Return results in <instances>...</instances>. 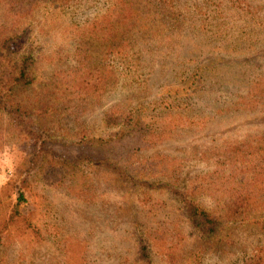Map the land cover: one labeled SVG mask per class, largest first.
<instances>
[{
  "label": "rangeland",
  "instance_id": "374dc122",
  "mask_svg": "<svg viewBox=\"0 0 264 264\" xmlns=\"http://www.w3.org/2000/svg\"><path fill=\"white\" fill-rule=\"evenodd\" d=\"M123 2L152 16L145 30L87 35ZM13 11L22 38L2 65L25 57L35 81L0 110V264H137L142 239L161 253L152 264H246L264 248V0H23ZM115 31L131 40L124 60L95 55ZM128 116L146 128H125ZM35 132L64 169L22 183ZM95 139L112 141L135 183L93 162ZM234 194L236 222L212 238L187 220L185 198L224 213Z\"/></svg>",
  "mask_w": 264,
  "mask_h": 264
},
{
  "label": "trees",
  "instance_id": "16d2710c",
  "mask_svg": "<svg viewBox=\"0 0 264 264\" xmlns=\"http://www.w3.org/2000/svg\"><path fill=\"white\" fill-rule=\"evenodd\" d=\"M23 0H0V21L2 24L0 25V110H2V106L7 103L8 94L16 87H26L30 86L34 83L35 78L33 76L32 70L25 64V57L20 63L13 64L10 70L4 67V61L6 57H11L17 53L16 46L17 40L22 38L21 32L18 29L12 27L11 18H17L20 15L19 12L13 11L16 5L21 3ZM128 3L125 2L117 4L114 9H111L109 13L103 16L100 20L94 23L95 26L90 27L91 32L87 35H95L99 33V30H103L104 28L111 27H119L120 29H125L124 31L131 32H141V29H146L148 27V22L150 23V18L146 13H142L133 11L131 8H128ZM166 15L163 13L156 17L155 22L158 27H163L164 20ZM144 25H147L146 27ZM144 27V28H143ZM153 29V28H152ZM131 41V40H130ZM126 38L120 37L115 33H112L111 36L105 40L104 43L101 44V49L94 51L95 55L104 56V57H114V59L122 58L126 55V45L128 43ZM83 50L85 53H90L93 48L91 44H82ZM14 120L15 125L17 127L22 126V122L19 118L15 117L14 114L7 113ZM122 125L125 128H142L143 123L141 120H137L136 117L128 116L126 119H122ZM151 127V126H148ZM146 128V127H144ZM149 129V128H147ZM139 131L137 130V133ZM144 135V133H142ZM39 139L36 141V148L38 151L33 155L32 166H29L25 169V172L20 174L22 183H31L32 179L39 180L40 176L43 175V178L47 180V177L51 178L56 175L59 169H64L63 166L60 165L59 160L65 157H61L57 152L48 151L46 140L43 137H40L38 133H34ZM119 137V134L116 136ZM141 136L138 134L134 138V142L132 144L133 147L139 145V140ZM94 142H90V145H93L94 149L98 152L97 158L93 161L97 163L102 170H112V176H118L120 180L130 184L135 183L136 181L132 178L130 180L126 179V174L120 168V163L117 161V158H113L112 153L108 151L107 144L112 143V141H102V140H93ZM84 147V144L81 145ZM132 150V149H131ZM51 154V156L49 155ZM50 157L53 164H50L44 161V157ZM63 163H68V160L63 159ZM47 163V164H46ZM44 165V166H43ZM174 178L177 179V176L174 175ZM178 181V180H177ZM16 185L20 186V183ZM21 188V187H19ZM241 199L240 195L234 194L232 198L229 200L226 209L223 211L212 212L206 208H203L200 205H196L188 198H185V209L187 220L190 221L193 228L197 229L199 234L205 236L206 238H212L213 235L221 232L222 227H224L227 223H232L236 221H230L226 216H231V218L236 217V204L237 200ZM19 200L26 201L25 195L21 192L19 194ZM246 203H242L239 209L250 210L252 207L251 195H247L244 200ZM16 215H21L20 207L17 205L15 210ZM220 212V213H219ZM221 213L224 216H221ZM167 236L160 238V241L165 242ZM162 243V242H160ZM140 250L138 252L137 264H152V258L154 253L156 252L158 255L161 253L157 252V248L154 245H151L150 242L146 240H141ZM162 248V256L166 258L168 262L175 260V252L174 248H167L165 243L160 244ZM246 264H264V248L259 249L256 254L251 257V259Z\"/></svg>",
  "mask_w": 264,
  "mask_h": 264
}]
</instances>
